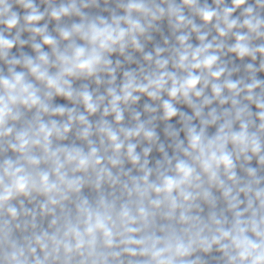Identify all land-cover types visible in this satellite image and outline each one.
<instances>
[{"label": "clouds", "instance_id": "9594fccd", "mask_svg": "<svg viewBox=\"0 0 264 264\" xmlns=\"http://www.w3.org/2000/svg\"><path fill=\"white\" fill-rule=\"evenodd\" d=\"M0 264H264V0H0Z\"/></svg>", "mask_w": 264, "mask_h": 264}]
</instances>
